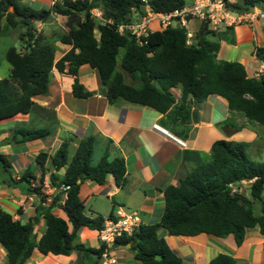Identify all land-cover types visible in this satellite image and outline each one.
Masks as SVG:
<instances>
[{
	"label": "trees",
	"instance_id": "1",
	"mask_svg": "<svg viewBox=\"0 0 264 264\" xmlns=\"http://www.w3.org/2000/svg\"><path fill=\"white\" fill-rule=\"evenodd\" d=\"M193 1L64 0L56 1L49 9L37 10L18 0H0V33L10 28L24 29L22 48L9 47L5 53L11 71L8 77L0 78V122L30 114L34 98L49 95L54 69L74 78L75 98L93 97L95 92L86 90L79 80L81 68L90 66L99 73L111 105L122 99L168 115L175 123L190 124L192 121L199 123L201 105L218 95L228 101L230 111L250 123L264 126V75L250 78L242 63L218 58L221 41L235 45L233 40L207 24L195 33L193 45L187 44L184 27L151 31L141 41L130 32L121 34L118 31L119 26L132 22L136 15L144 16L146 5L156 14H170ZM225 2L228 10L234 13L246 14L257 9L264 15V0ZM94 10L102 13L101 19L92 15ZM52 15L68 21L70 18L77 20L67 32H56L51 38L37 34L35 23L46 22ZM57 42L72 47L60 60H56ZM256 56L264 63V46L256 48ZM178 88L181 89L180 98L174 91ZM50 135L48 129L31 130L21 125L12 129L11 142H34ZM70 144L65 140L55 154L42 151L35 157L43 172L38 184L30 168L17 180L12 162L0 153V176H9L7 180L0 179V183H25L27 192L39 198L37 211L47 224L46 232L37 240L33 220H16L0 204V244L8 252L5 264H26L36 249L52 256L77 254L76 264L101 263L106 246L97 249L76 240L83 228L101 231L114 213L107 219L100 215L88 216L79 194L84 182L103 186L110 175L117 186L125 187L126 161L122 156H111L113 142H109L102 158L94 164V136L84 138L70 160ZM249 148L250 144L244 141L217 140L208 160L197 162L179 186L170 185L165 189L162 219L157 224H143L132 236L120 237L115 246L130 244L135 259L141 264H185L160 235L161 229L171 236H233L240 247L248 229L258 227L264 235V162L253 161L248 154ZM48 164L50 167L46 169ZM46 171H49L48 183L53 194L46 193ZM242 181H252L248 195L233 192L232 187H240ZM48 199L50 203L46 207ZM256 204L260 205L259 215L255 211ZM54 208H59L64 217L54 214ZM209 264L240 263L231 255L220 254Z\"/></svg>",
	"mask_w": 264,
	"mask_h": 264
},
{
	"label": "crops",
	"instance_id": "2",
	"mask_svg": "<svg viewBox=\"0 0 264 264\" xmlns=\"http://www.w3.org/2000/svg\"><path fill=\"white\" fill-rule=\"evenodd\" d=\"M18 1L37 10L51 7L50 0ZM237 1L239 0H232ZM259 12L254 10L248 14ZM52 19L59 18L52 15ZM190 27L193 33H196L203 25L199 19H193ZM153 31L161 30L154 25ZM215 31L235 42V45H232L225 40L221 41L219 59L242 63L250 78H260L264 75V63L256 59V48L264 46L263 19L259 18L253 25L242 23L229 27L224 24ZM57 46L59 49L56 60H60L72 48L59 42ZM98 74L97 70L90 66L81 68L79 74L81 84L86 90L95 92V95L80 100L75 98L72 92L74 78L60 74L54 69L49 95L34 98L35 104L30 114H21L11 120L0 122V153L5 154L12 162L13 174L17 180L27 168H30L38 178L36 182L38 184L43 172L35 162V157L42 151H47L50 155L55 154L59 144L65 140L71 142L69 150L71 160L81 141L94 136L96 138L94 156H98L95 164L102 158L109 142H113L111 156H122L126 161V186H117L111 175L103 186L87 181L81 186L80 200L86 206L96 199L109 202L111 206L107 211H102L97 203L91 205L94 215L103 216L104 219L115 213L118 207H123L127 211L139 213L143 218V224L153 225L162 219L165 210V189L170 185L179 186L180 181L197 162L208 160L213 144L217 140L244 141L252 144L261 137L259 130L262 125L250 123L243 116L230 111L228 101L218 95L211 96L201 105L199 123L192 121L190 124L175 123L168 115H163L150 107L127 103L122 99L111 105L107 101V89L101 84ZM174 91L180 98L181 89ZM21 125L31 130L48 129L51 135L34 142L20 144L11 142L12 129ZM49 167L50 164L46 169ZM60 175H63V171ZM8 178L6 174L0 176L2 180ZM44 178L46 193L53 194L54 190L48 183L49 171H46ZM27 190L25 183L10 185L2 181L0 204L4 211L16 220L22 222L33 220L39 240L46 232L47 224L45 218L37 211L39 198L29 194ZM246 190L248 195L250 189ZM49 203L50 199L45 206L48 207ZM53 213L64 217L59 208H54ZM159 233L169 243V247L183 258L185 264H209L220 254L231 255L240 264H255L253 248L264 245V235L260 234L258 227L247 230L242 247L236 244L233 236L227 238H216L208 234L197 237L171 236L164 229ZM98 237L97 230L83 228L79 231L76 241L98 249L101 246ZM110 256L117 259L116 264H141L135 259L130 244L126 247L110 248ZM7 257V250L0 244V264H5ZM76 263L77 254L52 256L36 249L26 264Z\"/></svg>",
	"mask_w": 264,
	"mask_h": 264
},
{
	"label": "built area",
	"instance_id": "3",
	"mask_svg": "<svg viewBox=\"0 0 264 264\" xmlns=\"http://www.w3.org/2000/svg\"><path fill=\"white\" fill-rule=\"evenodd\" d=\"M56 1L62 2L64 0H50L51 5ZM92 15L99 19L102 18V13L98 10L92 11ZM259 18L264 19L261 12L250 15L248 13L237 14L228 10L225 0H194L182 10H176L170 14H156L146 5L144 16L136 15L132 22L119 26L118 31L121 34L126 31L130 32L138 41H141V38L146 37L149 32L154 30V25H157L159 30H165L172 26L184 27L187 30V44L193 45L195 43V33L190 27V22L193 19H199L202 25L207 24L210 29L218 30L224 24L229 27L241 25L242 23L253 25ZM251 183L252 181H242L240 187H232L233 192L245 194L246 192L242 188L250 186ZM142 219L137 212L127 211L123 207L116 209L114 216L106 220L104 228L98 232L99 243L106 246L100 264L117 263V259L110 256V248L115 247V243L120 237L132 236L137 233L143 225Z\"/></svg>",
	"mask_w": 264,
	"mask_h": 264
},
{
	"label": "rangeland",
	"instance_id": "4",
	"mask_svg": "<svg viewBox=\"0 0 264 264\" xmlns=\"http://www.w3.org/2000/svg\"><path fill=\"white\" fill-rule=\"evenodd\" d=\"M45 7V6H44ZM10 12L13 11L12 8L9 9ZM83 17H79V20H82ZM77 19H71L68 21V19H62L59 18L58 20H53L52 16L50 20H47V22H38L35 23V28L37 31V34H42L44 36L50 37L53 33L59 32H67L71 26L75 24V21ZM24 33V29L19 27L16 29H8L7 31L0 33V60H1V67H0V78H6L9 75V71H11V65L5 58V53L9 47H14L18 50H20L23 46V38L22 35ZM97 36L99 35L96 31ZM261 133V137L259 140L255 143H249L250 148L248 150V154L250 158L253 161L257 162H264V126L259 130ZM97 155L94 156V162L97 160ZM95 164V163H94ZM247 187H243V191L247 192ZM246 194V193H245ZM93 203L99 204V207L102 211H107L109 209L110 203L107 201L96 199L94 202L88 204L86 206V214L89 216H96L94 215V209L91 207ZM255 211L259 215L261 214L260 205H255ZM106 215V214H105ZM96 233V232H95ZM253 262L256 264H264V245H258L253 248Z\"/></svg>",
	"mask_w": 264,
	"mask_h": 264
},
{
	"label": "water",
	"instance_id": "5",
	"mask_svg": "<svg viewBox=\"0 0 264 264\" xmlns=\"http://www.w3.org/2000/svg\"><path fill=\"white\" fill-rule=\"evenodd\" d=\"M190 97H191V96H190ZM157 258H158V259H160V257H159V256H158Z\"/></svg>",
	"mask_w": 264,
	"mask_h": 264
}]
</instances>
